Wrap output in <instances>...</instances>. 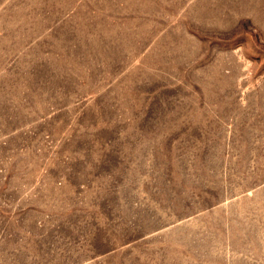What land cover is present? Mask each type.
<instances>
[{
  "label": "rangeland",
  "instance_id": "1",
  "mask_svg": "<svg viewBox=\"0 0 264 264\" xmlns=\"http://www.w3.org/2000/svg\"><path fill=\"white\" fill-rule=\"evenodd\" d=\"M0 264H264V0H0Z\"/></svg>",
  "mask_w": 264,
  "mask_h": 264
}]
</instances>
